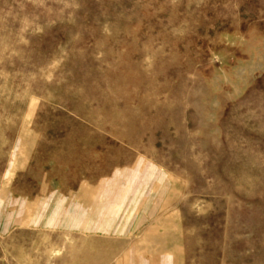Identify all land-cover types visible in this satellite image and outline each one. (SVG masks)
Masks as SVG:
<instances>
[{
  "label": "rangeland",
  "instance_id": "obj_1",
  "mask_svg": "<svg viewBox=\"0 0 264 264\" xmlns=\"http://www.w3.org/2000/svg\"><path fill=\"white\" fill-rule=\"evenodd\" d=\"M112 176L111 218L170 191L147 264H264V0H0V264H71L58 191Z\"/></svg>",
  "mask_w": 264,
  "mask_h": 264
},
{
  "label": "crops",
  "instance_id": "obj_2",
  "mask_svg": "<svg viewBox=\"0 0 264 264\" xmlns=\"http://www.w3.org/2000/svg\"><path fill=\"white\" fill-rule=\"evenodd\" d=\"M114 175V174H113ZM159 178V176H157ZM152 178V180H147L148 185L145 190L141 191L137 195H139L136 200L139 199L141 202H145L147 204V208L143 212H139L138 214L135 213H126L125 215L117 213L113 218H111V215L108 214L107 208L110 204H113L112 196L107 195L106 197H99L97 194L101 192H107L108 183L113 179V176L109 178L108 180H103L99 183L100 190L98 191L97 188L92 189L89 185L82 186L77 189L68 190V192L65 191H58L63 200L65 196L72 198V206H73V213L72 215H69V212L67 214H64L62 218V222L64 225V229L66 230L65 233L70 234L72 236V247H71V264H97V246L96 243H104L107 244L101 248L102 252H106L105 254V261H101L99 264H127L122 260V257H131L134 260H140V264H147L149 262L150 256L152 255V250L148 246H140L136 251L131 250L132 248H128L129 246L120 245V243L124 244L126 240L135 238V236H139L140 234L145 235L151 228L152 223L156 220L160 209L158 208L160 204L165 203L169 199V193L167 189H165L163 185H165L164 181L163 184H153L155 183L156 179ZM116 180V179H114ZM122 182V181H121ZM162 182V181H160ZM125 184L122 183L121 187H123ZM155 185V186H154ZM146 190L149 192L154 193L152 196L157 197L158 200H151V198L147 197L145 198L143 194H145ZM162 192V193H161ZM164 192V193H163ZM49 191H47V194ZM168 193V194H167ZM62 195V196H61ZM111 198V200H107L104 203V206H98L99 200L101 198ZM134 197V196H132ZM129 197L123 198L124 200H128V202H131L133 200H129ZM48 199V198H47ZM117 200V199H116ZM122 200V199H121ZM48 201V200H47ZM152 201V202H150ZM10 203L13 204H20V207L25 206L24 208H27L29 210L32 206L34 209H37L39 207L40 199L30 198V200H27L25 196H20L19 198H10ZM39 204V205H38ZM82 204V205H81ZM17 208V206L15 207ZM33 209V210H34ZM16 211V210H13ZM88 212L90 214L84 216V218H87L86 221H84L81 224L80 218L82 216L80 215V212ZM65 213V210L64 212ZM119 215L121 219V222L118 224L112 223V220H117V216ZM108 219L111 220V222L108 221ZM94 220H98L93 222ZM67 221V222H66ZM114 224V225H112ZM130 224L132 227L135 228V234L133 237H129L130 235L126 236H119L114 235V233L121 230L124 226H127ZM149 224V225H148ZM122 226V227H121ZM121 227V229H119ZM71 232V233H70ZM132 232V231H130ZM129 232V233H130ZM98 234H103L106 236H114L111 237H98ZM132 234V233H131ZM141 235V236H142ZM140 237L139 239H141ZM137 239V241L139 240ZM110 245H113L114 247L109 248ZM0 251H2L0 247ZM157 251V250H156ZM163 253H168L172 257L169 260L168 264H174L175 255H173L172 251L168 250L167 248H163ZM154 252V251H153ZM174 254L176 253L173 251ZM121 253V254H120ZM158 254V253H157ZM166 255V254H165ZM137 256L138 258L136 259ZM93 258V259H92ZM104 258V259H105ZM70 257L66 256L64 258V264L69 263ZM121 259V260H120ZM151 260V259H150Z\"/></svg>",
  "mask_w": 264,
  "mask_h": 264
},
{
  "label": "bare ground",
  "instance_id": "obj_3",
  "mask_svg": "<svg viewBox=\"0 0 264 264\" xmlns=\"http://www.w3.org/2000/svg\"><path fill=\"white\" fill-rule=\"evenodd\" d=\"M70 233H71V232H70ZM99 249H100V248H99ZM100 253H101V252H100ZM103 253H105V252L103 251ZM97 254H99V252H98ZM120 254H121V253H120ZM102 255H103V254H102ZM97 258H98V257H97ZM92 259H93V258H92ZM100 260H101V259H100ZM100 260H99V261H100ZM122 260H124V262L127 263V264H133L131 260H125V259H122ZM97 262H98V261H97ZM100 262H101V261H100ZM150 264H151V263H150Z\"/></svg>",
  "mask_w": 264,
  "mask_h": 264
}]
</instances>
